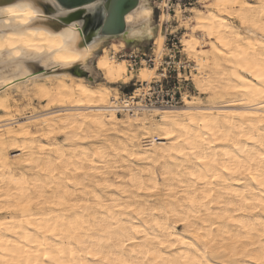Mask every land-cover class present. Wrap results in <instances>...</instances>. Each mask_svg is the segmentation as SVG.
<instances>
[{
	"label": "snow or ice",
	"instance_id": "snow-or-ice-1",
	"mask_svg": "<svg viewBox=\"0 0 264 264\" xmlns=\"http://www.w3.org/2000/svg\"><path fill=\"white\" fill-rule=\"evenodd\" d=\"M109 0H94V3L88 4L85 8L86 13H94L103 5L108 4ZM113 12L120 10L119 0H111ZM61 7V6H60ZM163 7V5H162ZM217 12L223 13L227 17H232L231 22L224 19H218L215 16L202 17L195 15L197 27L205 31L209 36H215L226 51H216L215 48L209 53L197 54V63L200 71H212L215 75L214 80H205L203 77L197 80V86L203 93H207V103L203 97L193 95L190 99L185 98L188 109L183 112H157L142 102L140 108H130L129 102L124 104L116 103L109 107L111 91L108 88L92 89L83 84H76L72 89L62 84L54 87L40 85L37 87L35 95L32 92H25V99L47 100V108L52 109L56 115L50 112L40 113V117H26L29 124L37 125L35 136L48 140V145H44L40 140L25 141L26 151L28 143L32 144L33 149H38L40 154H46L37 159L24 157L17 159L12 163L27 164L35 166V171L43 175L33 178L36 188L35 198H29V202L22 207L31 209L36 205V211H26L25 215L32 219H39L43 215L44 220L50 221L47 213H41L40 209H55L68 207L71 208L75 202L76 196H83L89 189L78 192L84 185L78 179H74L78 174L85 173V169L78 164H72L69 160H80L91 164L88 172L94 176L103 175L107 165L101 161L122 160L129 164L135 161H147L143 171L149 175L148 178L141 179L139 175L133 174L129 177L134 187L131 192L125 191L124 195L132 196L135 199L144 197L136 196V193L155 194L161 189L168 193L179 192L184 199L182 205L190 206L184 211L177 212L172 207L156 205L145 212L143 208H137L130 202L114 200L112 211L121 215L133 213L142 220L148 221L147 227H153V234L145 232L141 227H134L127 224V233L115 234V242L121 247H127V244L142 245L140 255L143 256L142 264H169L173 257H177L173 264H221L235 260L236 251L240 249L242 240L248 239L241 233H247L249 228L241 217V213L255 212L264 214V5H255L252 0H216L214 5ZM62 8V7H61ZM257 8L259 11L254 16L250 9ZM63 12L54 15L53 21L61 18ZM30 15H39L32 12ZM256 16L259 18L257 19ZM43 19V17H41ZM106 19V17H105ZM167 19V17H165ZM176 19L185 21L186 17L182 15V10L177 9ZM192 23L187 20L182 26ZM103 23L97 24V28H102ZM195 31V29H193ZM75 34V26L68 33H65V39H72ZM43 36L44 33H41ZM50 46L52 48H64L65 52L69 49L75 50L71 45L59 43L61 37L49 36ZM49 42V41H45ZM162 44L163 41H158ZM197 41L193 40L186 43L185 50L189 53L195 52ZM26 47L35 51H42L31 42H26ZM14 56H20L21 52L16 51ZM112 55L110 49L107 56ZM163 55L161 51L158 53ZM208 56V60L203 57ZM79 58L72 56H60L56 59L68 63L71 59ZM159 63V59L157 60ZM20 63L12 65L13 72L19 69ZM240 68L243 73H248L252 80L245 79L236 71H228L225 66ZM100 68L108 69L107 79L127 80L123 65H120V72L117 73L109 68L107 57L100 60ZM142 79L151 80L152 72H141ZM203 81V82H201ZM38 84V80L31 81ZM72 94H69V93ZM78 93V95L76 94ZM19 96V91H17ZM140 92L137 95H144ZM120 100V97L118 98ZM102 105L108 110L95 118L89 116L87 108L96 105ZM61 105L62 107H56ZM31 105H25V111ZM0 110L9 112L11 109L0 100ZM133 112L131 117L118 118V114L124 112ZM141 113H144L142 116ZM151 118H156L149 122ZM11 120L12 117H7ZM160 121L168 123L160 125ZM143 124L144 127H140ZM43 128L44 131H40ZM131 128V131H129ZM3 131V129H0ZM8 135H19L29 137L32 135L27 130V126L20 125L18 132L8 129ZM63 137L61 142L55 141L54 137ZM160 136L167 139L170 143L168 148H160L155 143V138ZM124 139L121 140L120 138ZM151 137V139H149ZM3 138L0 137V140ZM138 141H145L152 145L153 151L147 148L137 149L135 145ZM247 142V143H245ZM131 145V147H130ZM5 149L7 144L2 145ZM13 147H20L18 143L13 142ZM220 146V147H217ZM157 152L160 154L157 155ZM223 152L224 154L218 155ZM70 154V155H69ZM5 152H0V164H7L4 160ZM176 157L182 158L177 160ZM172 160L178 164L183 171L189 172L190 180L184 183L177 173L165 164L161 166L162 161ZM207 166V171L201 168L197 171L195 165ZM63 165V166H61ZM188 165L189 167H184ZM61 166V167H58ZM159 168V170H157ZM71 172V175L69 173ZM163 181L161 183L160 181ZM180 180V188H176V182ZM96 188H111L114 184L107 182L94 181ZM232 185H243L242 190H235ZM181 189H183L181 191ZM217 192H227L235 200L226 203L228 209H238V211L219 212L213 214V205L224 200V196H217ZM95 195V194H94ZM51 197V200L49 199ZM97 203L93 207H105L100 195H95ZM166 199L178 200V196L165 197ZM90 203V202H89ZM224 208L225 204H219ZM21 208L9 204L0 205V213L18 212ZM83 211V208L80 209ZM167 215L174 220L173 223L162 222L160 218L152 213ZM65 215L67 213H57ZM78 215V214H77ZM232 217H235L233 219ZM132 219L131 216L128 217ZM255 220V217H252ZM193 221H196V230L193 231ZM217 221H226V223H216ZM260 223L264 226V215L260 216ZM68 231L50 224L48 228L40 227L38 231L46 236L54 237L53 242H49L54 249L49 253L47 250L43 253L36 251V256H42L41 260H17L11 259L8 264H64V261L58 259L65 255L62 250L64 245H57L55 241H60L66 236L71 241L79 242L77 234L83 231V228L73 221L71 217L65 220ZM115 224V221H113ZM227 224L237 225L238 229L229 231ZM183 225L184 230L189 232L194 239L189 242L180 239L177 233V226ZM208 225V227H204ZM32 227V225H29ZM117 227H119L117 225ZM218 228L219 232L213 233L212 229ZM158 230V231H157ZM16 231L14 222L6 217H0V234ZM112 228L108 227L106 231L101 232L98 237V245L111 244L114 242ZM63 233V235H61ZM143 236L145 240L138 241L135 237ZM264 236V233H262ZM229 237L232 242L231 256L229 249L224 247ZM126 241V243H125ZM198 241V243H197ZM148 242H152L155 247H150ZM177 243L184 246V249H194L187 252L177 251L169 252L167 258L160 250H170L177 248ZM4 240L0 239V245ZM41 246L44 243L41 242ZM87 247V246H85ZM247 251V248H244ZM23 253H28V248L22 249ZM73 256L77 252L72 250ZM81 256H88L92 259L82 260L78 264H113V262L104 255V250L97 247L88 248L86 252H80ZM135 254V252L133 253ZM17 253L11 252L15 257ZM151 257V259H149ZM3 264V262H0ZM115 264H131L128 260L116 261ZM264 264V260L261 261Z\"/></svg>",
	"mask_w": 264,
	"mask_h": 264
},
{
	"label": "bare ground",
	"instance_id": "bare-ground-1",
	"mask_svg": "<svg viewBox=\"0 0 264 264\" xmlns=\"http://www.w3.org/2000/svg\"><path fill=\"white\" fill-rule=\"evenodd\" d=\"M5 2H7V0H0V4ZM165 2L166 1L163 0V6L166 5ZM91 3H94V1L79 5L77 7L66 9L67 12L64 13L61 18L53 21L52 19L54 15L63 12V9H60V7L55 3L54 0H42L39 7L32 8L31 10L33 12H37L40 17H43V20H45L47 26H50L57 31L60 30L61 27L64 28L62 31L56 33H52L48 30H42V33H44L43 39L34 40L33 43L40 47H49V36H56L61 37V40L58 41L59 43L71 45L72 48L75 49L76 53L80 56L79 65L84 69V71L73 67L70 70L71 72L68 74L69 78L64 81L65 86L70 85L74 81H85L87 80L89 74L96 72L100 73L101 76L106 79V82L108 84L125 85L129 81H131L132 77L129 76L126 81L123 79H107L108 69L100 68V60L105 59L107 57L106 52L108 48L111 49L114 54L115 52H117V50H123L125 44L128 43H144L152 41L157 51H159L162 48V44L158 43V41H163L162 24L168 20L169 14H161L158 22H155L152 19L151 0H136V5L133 7V9L127 12L123 17L124 30L118 34H109L102 32L100 28H97V24L102 23L103 21L101 20L100 16L102 15L103 17V15L105 14L107 10L106 4L101 5L94 13H86L84 10L87 5ZM197 12L200 11H194V16ZM214 16L218 19H224L225 15L221 12L215 11ZM165 17H167V19H165ZM193 21L195 22L196 29L207 37L206 40H202L203 47H209V52H211L213 48H215L217 52L221 50L226 51V49L223 48V45L219 43L215 36H209L205 31L197 27L198 22L196 20ZM73 26H75V34L73 38L70 40L65 39V33H68ZM193 32L194 31L192 29L191 32L186 34L181 46L183 47L184 51L187 52L188 55L193 58L194 67L199 72L201 77H203V79L205 80H214L215 75L212 71H200V66L197 63V54L203 52H198L196 46L194 53H189L185 50L187 42L193 40L196 41ZM110 40L115 42L109 43ZM104 48H106V50L102 51V49ZM203 59L208 60L209 57L204 56ZM107 62L109 63V68L113 69L117 73L120 72L119 66L123 65L125 68V72L122 75L126 74V67L124 61L116 62L113 56H108ZM228 67H230V65ZM142 72H145V70H142ZM242 76L247 80L253 79V77H251L248 73L242 72ZM52 79L62 80L63 74L50 75L48 73L47 68H45L44 70L41 68H37L36 71H34L32 68L25 64H21L19 66V69L13 75H9L6 72L0 71V100L4 101V103L9 107V97H12V93H17V91H21V97H23L24 93L28 91V87H32V84L30 83L31 81L38 80L42 82L43 80ZM141 81L142 83L150 82L145 79H142ZM192 85L194 91L203 93L199 90V87L197 86V81ZM43 86L48 87L49 85ZM51 86L52 85H50V87ZM185 98L190 99V97H188L187 95H182L183 106L180 108L176 107L174 110H164L166 108L154 109H160L157 112H183L189 110L188 105L185 103ZM56 107L62 106L57 105ZM45 111L47 112L48 109ZM0 112H3V110H0ZM51 114L56 115L55 112H51ZM132 115H134V113ZM132 115L125 114L124 116L131 117ZM141 115L143 116L144 113H141ZM1 117L2 116H0V129H3V132L0 133V137H2L3 139L0 140V152H5L4 160L8 163L0 164V184H2V187H4L6 190V194L3 195L5 197V202H8L9 204L14 206H18L21 208V210L18 212L0 214V217H6L8 220H12L16 229V231L14 232H5L3 234H0V239L4 240V244L0 245V262H3V264H6L7 262L8 264L11 259H23L25 261L30 259L33 262H35L36 260L42 261V256H36L35 252L39 251L43 253L46 250L49 253L53 252L54 249L51 247V244L49 242H53L54 237L46 236L44 233L38 231V228H48L50 224L56 225L57 221H59L58 227L63 228L64 231L67 232L68 229L65 224V220L67 219V217H71L73 221L78 223L81 228H83V231L77 234V239L79 241L78 243L76 241L70 242L66 236L60 241H55L57 245L65 246L64 248H62V250L65 252V255L58 257L59 260L64 261V264H78V262L82 260L92 259L88 256H81L79 253L86 252L88 248H93V251H95L97 247L102 248L104 250V255L108 257L113 262V264H115L116 261L121 260H128L130 262L133 260H143V256L139 254L140 249L142 247L140 243H137L136 245L127 244V247H121L120 244L115 242L114 238V242L111 244L106 243L104 245H98V237L100 236V233L106 231L108 227L112 228L113 237H115V234L122 235L124 233H127L128 229L125 227V225L129 223L132 224V226L134 227H141L145 232L149 233L150 235L153 234V227L146 226L148 221L142 220L141 218L135 216V214L133 213L121 215L115 211H112V204L114 200L130 202L131 205H135L137 208H143L145 212H150V209L156 205H162L166 208L171 207L175 203V200L166 199L165 197H171L173 195L177 196L178 192L168 193L166 190L161 189V191L155 194H135L136 196L144 197L142 199H135L132 196L124 195L125 191L131 192L132 187H134L132 180L129 179V177L132 176L134 173L139 175L141 179L146 180L148 178L149 174L146 171H143V168L147 164V161H135L130 162L129 164L123 163L122 160L115 159L109 161H101V163L107 165L103 175L101 176H94V174L88 172L87 169L91 168V164L81 161L80 165L86 170L85 173H83V180L87 181V185L89 188H86V186L83 184L84 188L78 189L77 191L83 192L84 189H89V191L85 192L83 196H76L74 198H71L75 202L79 203H73L71 208L63 207L55 209H40L39 211L41 213H47V215L50 216V221L44 220L43 215H41L39 219H32L30 216L25 215V212L36 211V205H33L31 209H24L22 206L29 202V198H35L36 188L34 187L33 178H38L43 174L40 172H36L35 166H30L21 163H12L13 161L10 160L11 154L8 152V150L14 149V151L18 153L15 156H13V154L15 153L12 154V157L19 156V158H16L15 160L23 159L24 157H32L33 155H35L37 159H41L42 156L38 152V149H33L31 143H28L26 151H21V149L25 146V141H31L33 139L36 140V138L32 135L29 137H21L19 135L9 136L8 129H12L14 133L18 132L20 130L21 124L17 125L16 127H11V125L13 124L11 120L7 119L6 117ZM154 119L156 118L150 119L149 126H151V121ZM159 123L160 125H164L168 122L160 121ZM26 126L27 130L30 132V125ZM140 127H144V125L141 124ZM129 131H131V128H129ZM120 139L123 140L124 138L121 137ZM149 139H151V137H149ZM13 142L18 143L20 147H13ZM5 143L8 145L6 149L2 146ZM155 143L160 148L170 147L169 141L160 136H157L155 138ZM135 147L137 149L147 148L149 151H153L152 145L146 144L145 141H138ZM159 154L160 153L157 152V155ZM223 154L224 153L221 152L218 155L222 156ZM176 159L181 160L182 158L176 157ZM114 164H117V166L123 168V171H125L126 176L122 177L116 172L113 173V171L110 170V166ZM165 164L174 173H176V169L180 167L178 164H175L172 160L161 162V166ZM184 167L187 168L189 166L185 165ZM157 170H159V168ZM109 173H112V175L110 176ZM94 181L107 182L109 184H114L115 187L103 189L96 188ZM160 182L163 183L162 180ZM175 187L178 188L177 185H175ZM231 187L235 190H242L243 185H232ZM3 190L4 189L2 188V191ZM30 190H33V195L31 197H29L30 195H28V191ZM94 194L100 195V200L103 201L105 207L97 208L92 206L97 203ZM220 195L224 196V200H221L218 204L213 205V214H215L217 211L228 213H231L232 211H238V209H228L226 207V203L230 200H235V197H231L227 192H217V196L219 197ZM49 199L51 200V197H49ZM219 204H225V207L220 208ZM81 207L83 208V211L80 210ZM187 207L190 206H186V208ZM57 213H67V216L57 215ZM152 214L161 218V215L158 212ZM240 215L245 222V226L249 228V231L247 233H241V235L248 237V239L242 240L240 242L241 246L252 244L253 242L259 243V241L255 239L256 232L258 231V229H256L255 227V222H260V216L264 214L249 211L246 213H241ZM129 216L132 217L131 220L128 219ZM252 217H255V220H253ZM232 218L235 219V217ZM113 221H115V224H113ZM216 223H226V221H217ZM29 225H32V227H29ZM117 225H119V227H117ZM204 227H208V225H204ZM227 227L229 231L238 229L237 225L232 224H227ZM219 231L220 229L218 228L212 229L213 233H217ZM177 233L179 234L180 239H184L189 242L194 239V237L184 232L183 225L177 226ZM61 235H63V233H61ZM135 238L138 241L145 240V237L143 236H136ZM225 239H229V237H225ZM41 242L44 243V246H41ZM23 248H28V253H23ZM72 250L76 251L77 255L73 256L71 254ZM178 250L185 251L184 246L177 243V248L175 249H161L160 251L164 253L165 257L167 258L169 252L175 253ZM12 251H15L17 253L15 257L11 256ZM134 252L135 254H133ZM187 252H190V250H188ZM149 259H151V257ZM44 264H50V262H44ZM100 264H102V262H100ZM161 264H163V262H161Z\"/></svg>",
	"mask_w": 264,
	"mask_h": 264
},
{
	"label": "clouds",
	"instance_id": "clouds-1",
	"mask_svg": "<svg viewBox=\"0 0 264 264\" xmlns=\"http://www.w3.org/2000/svg\"><path fill=\"white\" fill-rule=\"evenodd\" d=\"M42 0H7V2L0 4V71L6 72L9 75H13L12 65L16 63L25 64L36 71L37 68L45 69L47 68L48 73L51 74H63L62 80H43L39 81V85L32 83L31 92L35 95L37 87L40 85H52L56 86L57 84L64 85V81H66L69 77L68 74L71 72L70 70L73 67L78 68L81 71H84L82 67L79 65V58L71 59L68 63H65L62 60L56 59L58 55L60 56H72L78 57L79 55L75 50L69 49L68 52L64 51V48H52L49 51V47H40L33 43L34 40H42L43 36L41 35L42 30H48L52 33L60 32L64 27H61L60 30H55L50 26H47L45 20L41 19L39 15H30L33 11L32 8L39 7ZM239 2V0H238ZM255 5H264V0H252ZM196 4L199 5L203 9V13L197 12L196 15L208 18L214 16V12L216 11L214 5L216 4V0H196ZM195 10V7L193 11ZM252 14L255 16L259 11L257 8L250 9ZM258 19L259 17L256 16ZM66 27V26H65ZM26 42H31L36 47L42 49V51H35L32 48L26 47ZM16 51H20V56H14L13 53ZM228 71H236L242 75L240 68H232L231 66H225ZM97 77H102L100 73L96 72L92 79H87L81 82H72L67 87L72 89L76 84H83L92 89H100V88H108L109 85L106 82V79L102 77L100 82H95ZM69 94H72L71 92ZM78 95V93H76ZM119 95L115 92H111L109 97L110 104L109 107L115 105L116 103H120L118 99ZM207 103V100L203 101ZM108 109L102 105H96L94 107H90L86 109V112L89 116L95 118L97 116L103 115ZM3 131H0L2 133ZM197 171L203 168L207 171V166L204 165H195ZM177 175H179L184 183H187L190 180L189 172L183 171L181 168L176 169ZM181 181L178 180L176 185L180 188ZM183 189H181L182 191ZM178 200H175V203L171 206L177 212H183L186 209V205H182L181 201H183L184 197L180 196ZM160 220L162 222L173 223L174 220L167 215H162ZM196 221H193V231L196 230ZM119 226V225H118ZM255 227L258 229L256 232L255 239L259 241V243L253 242L252 244L243 245L236 251V259L231 262H225V264H261V261L264 260V226L261 225L260 222H255ZM155 229L153 228V231ZM184 232L190 236H192L189 232ZM115 238V237H114ZM228 243L224 245L227 249H229V256H231L232 242L231 239H227ZM150 247H155L152 242H148ZM198 243V241H197ZM247 248V251H244V248ZM193 251L194 249H185V253L187 251ZM177 257H173V261ZM143 260H133L131 264H142ZM173 261H170L169 264H173ZM7 264V262H6ZM216 264H221L220 261H217Z\"/></svg>",
	"mask_w": 264,
	"mask_h": 264
},
{
	"label": "rangeland",
	"instance_id": "rangeland-1",
	"mask_svg": "<svg viewBox=\"0 0 264 264\" xmlns=\"http://www.w3.org/2000/svg\"><path fill=\"white\" fill-rule=\"evenodd\" d=\"M165 1H166L165 2L166 5L162 7L161 5H162L163 0H151L153 21L158 22L160 15L163 13L169 14L168 20L162 24V35H163L162 48L159 51H157L156 47L153 45V42L148 41V42H144V43H131V44L128 43V44H125V47L123 50H126V52H129L133 49H137L139 52L145 53L147 55L153 54L157 59L162 60V61L165 60V56L173 55L174 59L170 60L172 63L168 64V67H169V70H173V72H171L172 76L178 77L177 79L179 81V85L181 88L180 91L183 93V95H187L190 98L193 95H196L197 97H203L205 100H207V94L206 93H199L197 91H194V89H193L192 84L195 83L198 79H200L201 75L199 74V72L194 67L193 58L190 57L188 55V53L185 52L183 47L181 46L186 34L191 32L192 29H195V31L193 33H194L196 41H197L196 48H197L198 52H203V53L209 52V47H203V44H202V40H206L207 37L203 33H201L200 31H198L196 29L195 22L192 19V17L194 16V11H200L203 13V9L199 5L196 4V0H165ZM194 7H195V10L193 11ZM177 9L182 10V15H184L186 17L185 21H181V20L176 19V15H177L176 10ZM224 19L228 22H231L233 18L224 16ZM187 20H191L192 23L188 24L187 26H182V24L186 23ZM110 42H115V41L110 40L109 43ZM104 50H106V48L102 49V51H104ZM109 50L110 49L108 48L106 55H107ZM123 50H121V49L117 50V52H115L114 54L112 52L111 56H113V58L116 62L124 61L125 67H126V74L125 75L127 77L131 76L132 79H131V81H129L125 85H120V84L119 85H111V84L107 83L109 85L108 89L111 92H115L117 95H119V97H121L122 94H126V93L131 92L135 88V86L138 85V83H136L137 81L142 82L141 81L142 79L139 76V73L142 72V70H145V72H152L153 78H157V76L159 74H161V67L158 66L159 63H156L154 68L142 66L140 68V70L138 69L137 71L130 73L129 69L127 68L128 62H126L124 58H122V59L117 58V55H116L117 53H119L120 51H123ZM169 50H170V52H169ZM161 51L163 52V55H159V57H158L157 54L160 53ZM94 74L95 73L89 74L87 79H92L91 77L94 76ZM176 75H178V76H176ZM101 79H102L101 77H97L95 82H100ZM148 81H150V80H148ZM134 84H135V86H134ZM48 87L51 88L53 86L50 87V84H49ZM27 90H28L27 92H31L32 87H28ZM11 96L12 97H9L10 98L9 99V108L11 107L10 108L11 111H9L8 113L7 112L6 113L0 112V116L6 117V118L12 117L11 122L13 124L11 125V127H16L17 125H20V124L30 125V129H31L30 132L32 133V136L35 137L36 140H40L41 143H43L44 145H48V143H49L48 140L42 139V137L35 136V132H36L38 126L34 125V124H29L28 120L26 118V117H37V118H39L40 113L46 112L45 110H47V109H48L47 112H50V113L53 112L52 109H49L46 107L47 103H48L47 100H40V99H35V98L30 99V100L25 99L24 96L21 97V91L19 92V96H17L16 93H12ZM25 105H31V107L25 111ZM182 106H183V103H181L177 108H180ZM174 109L175 108H168V109H164V110H174ZM152 110L159 111L160 109H152ZM8 114H9V116H8ZM124 115L118 114V117L119 118L127 117ZM17 122H19V123H17ZM31 127H33V128H31ZM40 131H44V129L40 128ZM53 139L57 142H61L63 140V137L57 136V137H54ZM146 144H148V143H146ZM8 152L11 154L10 160L14 161L16 158H19V156L12 157L13 153H15V154H13V156L18 154L14 151V149H9ZM44 155H46V154H41V156H44ZM68 162H70L72 164H78V165H80V163H81V161H79V160L78 161L77 160H69ZM61 166H63V165H61ZM61 166H58V167H61ZM110 167H111L110 170H112L113 173L116 172L118 175H120L122 177L126 176L125 171H123L124 169L121 168L120 166H117V164L111 165ZM69 175H71V172L69 173ZM109 175L111 176L112 173H109ZM74 179H78L80 182H82L86 186V188H89L87 185V181L83 180L84 179L83 173L78 174V176L74 177ZM2 186L3 185L0 184V205L8 206L9 203L5 202V197L3 196L6 194V190ZM2 188L4 189L3 191H2ZM32 192H33V190L28 191V195H30L29 197H31L33 195ZM0 214H4V213H0Z\"/></svg>",
	"mask_w": 264,
	"mask_h": 264
},
{
	"label": "built area",
	"instance_id": "built-area-1",
	"mask_svg": "<svg viewBox=\"0 0 264 264\" xmlns=\"http://www.w3.org/2000/svg\"><path fill=\"white\" fill-rule=\"evenodd\" d=\"M170 52V50H169ZM117 58H124L128 62L127 68L129 72H135L140 69L142 66L155 67L157 63V58L151 54L147 55L145 53L139 52L137 49H133L129 52L126 50L120 51L116 54ZM173 55L165 56V60H159L158 66L161 67V74L157 78H152L150 82L138 83L135 88L126 94H122L120 97V103L124 104L129 102L130 108H140L142 102L148 105L151 109L154 108H176L182 103L183 93L180 91V85L178 77H173L169 70L168 64L172 63L170 60H173ZM157 66V67H158ZM178 76V75H176ZM143 92L144 95H137L138 93ZM132 115L133 112H124L122 115Z\"/></svg>",
	"mask_w": 264,
	"mask_h": 264
},
{
	"label": "water",
	"instance_id": "water-1",
	"mask_svg": "<svg viewBox=\"0 0 264 264\" xmlns=\"http://www.w3.org/2000/svg\"><path fill=\"white\" fill-rule=\"evenodd\" d=\"M55 3L64 9H69L73 7H77L82 4L89 3L94 0H54ZM120 10L118 12H113L111 6V0L106 4V12L105 14L100 16L103 27L100 28L102 32L109 34H118L124 30V15L129 12L136 5V0H119ZM60 7V9H62ZM106 17V19H105ZM131 44V43H129Z\"/></svg>",
	"mask_w": 264,
	"mask_h": 264
}]
</instances>
